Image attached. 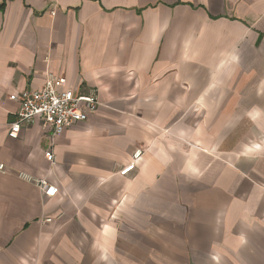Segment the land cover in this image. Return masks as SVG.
<instances>
[{
  "label": "crops",
  "instance_id": "0c3cea01",
  "mask_svg": "<svg viewBox=\"0 0 264 264\" xmlns=\"http://www.w3.org/2000/svg\"><path fill=\"white\" fill-rule=\"evenodd\" d=\"M46 73L98 109L8 137ZM0 164V264H264V0H0Z\"/></svg>",
  "mask_w": 264,
  "mask_h": 264
},
{
  "label": "built area",
  "instance_id": "2783aa9c",
  "mask_svg": "<svg viewBox=\"0 0 264 264\" xmlns=\"http://www.w3.org/2000/svg\"><path fill=\"white\" fill-rule=\"evenodd\" d=\"M51 13L53 14L54 11ZM64 83V77L46 73L40 88L24 89L9 95V99L16 101L19 106L14 120L8 124V137L16 138L19 130L32 123L35 117L39 118L43 128L49 127L52 135H60L64 129L85 121L90 113L98 109L99 101L94 94H83L73 88L58 91L57 87ZM44 156L50 164L55 163V155L51 148ZM140 156L141 151L136 150L131 156L132 161L124 166L120 173L126 174L132 170ZM3 169V164H0V170ZM16 176L36 185L44 196L53 197L58 193V187L46 178H37L22 172L17 173ZM45 221H50V218L46 217Z\"/></svg>",
  "mask_w": 264,
  "mask_h": 264
}]
</instances>
